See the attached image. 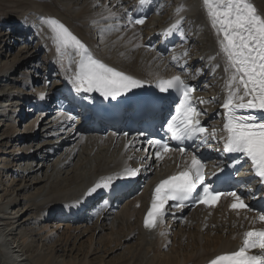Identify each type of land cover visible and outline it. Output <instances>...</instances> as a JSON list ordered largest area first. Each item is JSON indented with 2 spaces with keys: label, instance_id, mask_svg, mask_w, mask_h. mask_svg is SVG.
<instances>
[{
  "label": "snow or ice",
  "instance_id": "obj_1",
  "mask_svg": "<svg viewBox=\"0 0 264 264\" xmlns=\"http://www.w3.org/2000/svg\"><path fill=\"white\" fill-rule=\"evenodd\" d=\"M149 4L150 0H139L140 7ZM202 4L210 26L217 36L220 53L226 60L225 71L230 73L226 84L227 97L222 103L225 110L223 135L218 140V143L223 142V147L216 150L225 154H236L237 162L243 157V162H250L253 174L264 183V117L256 115L264 114V14L258 12L251 0H202ZM125 18L130 24L145 23V17L133 16L132 12L127 10ZM42 23L50 29L61 60L66 55L78 57V60L74 61L75 71L68 81L76 93L97 92L106 100H116L118 97L127 96L134 89L144 87L142 81L94 58L89 48L59 20L49 17ZM179 28V24H172L165 34H174ZM156 88L161 94L171 95L174 92L179 97L175 114L164 121L169 140L177 142L178 145L186 141H198V146L211 147L207 141L209 138L216 140L217 133L215 129L209 132V129L201 124L199 117L202 113L195 106L192 96L194 87L182 79L181 75H174L170 79L158 80ZM166 99V95L157 97L159 102ZM212 102L203 99L199 101ZM149 143L155 148L154 155L157 160L163 158L161 153L179 152L184 167L160 181L154 188L151 207L144 219L145 229L151 231L163 223L170 201L175 202L177 208H183L185 202L192 199L213 207L222 196L232 197L230 207L233 210L245 209L255 212L256 219L264 224V205L253 208L246 204L245 198L236 191H217L212 184L206 183V163L202 157L187 153L185 147H170L169 143L163 140H152ZM186 155L190 158L185 159ZM217 168L219 171L224 170L219 165ZM136 175L137 170L125 169L116 176L102 177L88 188L83 196L92 197L99 190L112 191L115 180ZM212 175H216V172ZM198 188L201 189L200 192H197ZM79 204L80 201L68 207L71 210ZM252 250L259 252L253 254ZM210 264H264V229L245 231L238 250L219 255L212 259Z\"/></svg>",
  "mask_w": 264,
  "mask_h": 264
},
{
  "label": "rangeland",
  "instance_id": "obj_2",
  "mask_svg": "<svg viewBox=\"0 0 264 264\" xmlns=\"http://www.w3.org/2000/svg\"><path fill=\"white\" fill-rule=\"evenodd\" d=\"M28 1L30 0H0V107H3L0 108V159H7V161L12 162V164L9 166L5 164V161L2 163L0 162V223H2V227L9 226L10 224L14 223V228L11 231L7 230V233H5L6 240H9V242L16 245L17 243L15 241L19 240L20 245H23V243H25L24 245H29L31 247V254L38 256L40 253H45L44 251L49 250L53 245L49 243L50 245L43 247V243L41 244V242H39L37 239L35 240L30 235H27L25 240H21L22 233L27 227H23L22 223L26 222V220L30 218V220L27 221V225L34 227L40 226V228H43L39 231L41 235L55 239L59 234L63 235L66 228L68 226H72L67 224L68 221L62 220L58 222L46 223L44 221L41 223V221H39L40 216H38V214L35 212L36 209L46 202L44 200L46 197H56L59 193H66L70 189H74L83 178L89 177L96 172L99 163H105L104 167L107 168L108 165L116 162L117 159L122 158L123 156L125 157V155L121 154L120 147L114 144L110 145L96 142L98 144L97 146H93V143H88L85 146L79 147L80 142L70 141L67 143L69 140H65L66 143L63 144L57 138L49 137L50 133H46L43 131V129L40 130L42 125L45 126L48 124L43 123L38 126V116L31 115L27 117L29 122L25 125L17 126L15 124L12 117V112L14 110L13 107L17 105L19 99L23 96L33 93L38 94L41 92V85H39L40 83H37L38 86H33L31 83L30 78L31 75H33L31 64L34 65L32 68H42V66L46 68L47 66L44 64V62L47 59H50L49 49L43 46V43L38 40L39 37L37 33L28 35V44L17 43L11 36L10 38L7 36V34L11 32V29L10 27L5 26L3 22L4 20L1 19L2 15L6 14L7 11H22V4ZM90 1L91 0H45L44 3L55 2V4L61 5V7L65 8L67 13L73 15V13L75 14V12H77L76 9H85V6H87ZM107 1L109 2L106 4V6H103V3L105 2L104 0H100V2L96 5L93 4V6L90 7L89 12L91 14H101L104 12L113 16L120 14L121 8L114 7L116 0ZM177 1L178 0H169L171 5L167 9L166 15H173L175 13L174 9ZM190 1L191 0H185L184 2L187 3ZM260 2L264 3V0H260ZM30 12L31 11L25 12L27 14L29 13V18L32 16ZM6 19H8L6 21H9L10 18ZM189 22L195 24L194 20ZM155 23L156 22H154V24ZM192 28H195V26L188 25V29L191 30ZM101 31L104 32V30L99 28L96 23L90 24V22H88L87 25L85 24L84 26V35L87 41H89L93 48L98 52L105 54V56L110 57L111 59L113 56L112 63H117L120 67L124 68L120 69L130 73L136 72L144 78H148L150 76V69L155 67L153 71H158L156 64L150 66L148 65V62H145L146 60L148 61V55L144 51L137 49L136 51L129 53V49H127L129 47L118 50V46L115 45L117 42V37L107 42H103L100 39ZM26 34L27 33H25V35ZM206 34V32L202 33V31L194 34V38L196 40L193 50L194 55L197 58L200 55H204L206 52ZM122 37H124L123 34ZM19 38H21V36ZM104 45L106 46L105 48H103ZM137 53L141 54L140 66H138L139 62L135 61V65L133 62V56L137 55ZM125 56L127 57L125 58ZM24 60H27V62L26 65L23 66L22 62ZM48 62H50V60ZM152 62L153 61L151 60V63ZM24 63L25 62H23V64ZM197 66H199L200 69H206V64L204 62ZM206 75L207 77L205 82L209 85V89L219 90V74L211 69ZM220 90L222 91L223 89L220 87ZM220 93L222 94V92ZM9 110L12 112H9ZM5 119H8V122H6ZM22 133L24 134L23 142H16L15 140L19 139L17 135ZM8 136L10 139H7ZM6 145L9 149L4 148ZM53 149L55 153L51 154L50 152ZM78 149V153L75 154V151ZM5 150L6 154H4ZM20 154L23 155L22 158L24 159L18 163L17 159L21 158ZM132 158L137 159L138 154L133 153ZM7 168L11 170L7 172H11L10 174H13V177L10 176L7 180L15 181V186H12L14 188H27L29 190L26 198L23 196L18 198L23 200L19 205H11L10 201L15 199L12 195L13 192H9L11 191V187L8 188L3 184V180H6V177H4V172ZM67 184L68 187L66 188ZM75 193L76 192H73L72 195ZM2 206H5V209H1ZM124 206L125 205L122 207ZM120 214L119 217H122ZM202 215H206V213ZM114 216H112V218H114ZM223 217L224 219L222 221H219V219L217 222L231 224V222H234L235 220L234 216L231 217V219L229 217ZM135 218L132 216L134 221ZM214 218H220V215ZM115 220L104 222L107 227L102 233H99L98 230L96 231L95 223L94 225L87 223V225H85L80 222H77L79 224L75 223L77 225L76 227L83 226V231H87L86 229L89 230L85 233V237L81 239L80 243L77 245L71 256H77L78 253V256H80L82 253L87 252V250L92 247V249H99L100 253H97V255H91L92 257L89 259L90 262L93 261L94 258L104 259L105 264H115V262L124 260L123 258L126 257L124 247L127 245H134L136 242H134L135 240L132 241L130 238H124L123 234L120 233L119 228H113L111 224ZM209 220L210 218L207 219V221ZM117 221L118 220H116V226H119L121 223L119 221L117 224ZM35 222H37L36 225H34ZM18 224L22 226L19 225L20 227H18ZM57 226H61L60 231L57 229ZM97 227L99 226L97 225ZM163 230L169 231V229L166 227H164ZM113 247L116 249L112 250ZM95 261L96 260H94L93 264H95Z\"/></svg>",
  "mask_w": 264,
  "mask_h": 264
},
{
  "label": "bare ground",
  "instance_id": "obj_3",
  "mask_svg": "<svg viewBox=\"0 0 264 264\" xmlns=\"http://www.w3.org/2000/svg\"><path fill=\"white\" fill-rule=\"evenodd\" d=\"M44 1L45 0H33V1L30 0L22 4L21 6L22 11L20 10L19 11H7L6 14L2 15L1 19L6 21L8 20L6 18L15 19V18L27 17L26 16L27 13L25 12H29V11H31L32 13V16L30 17V19H33V20L35 19L36 15H44L45 19L49 17L55 18L59 20L60 22H62L66 27H68L69 30L72 31L73 34L76 35L89 48L91 54L93 51L97 55L99 60L101 59L100 61H102L108 66H113V68L116 70H120V68H122L119 66V64L112 63L113 56L111 59L110 57L105 56V54L99 53L98 51H96L88 43L84 35V24H85L84 20L87 21V19L91 18L92 16L96 18L106 16V13L104 12L101 14H91L89 12L90 7H92L93 4L95 5L98 4L100 0H91L90 3L87 6H85L86 7L85 9L83 8H80L83 10L76 9L77 12H75V14L73 13V15L72 14L70 15V13H67L65 8L61 7V5L55 4V2L54 3L52 2L44 3ZM200 1L202 3V0H192L190 3L186 5V8L182 11L181 14L189 13V14H193L194 16H199V20L202 22L203 26L206 28L207 33H209L208 39H207L208 43L211 45V48L215 53L216 51H220V49L218 50L217 48V43H218L217 36L214 30L210 26L208 17L207 19H205L203 12L202 11L197 12L196 7L194 6L195 3L197 5ZM251 2L257 8L259 13L262 12L264 14V3L260 2V0L259 1L251 0ZM104 5L106 6V3H103V6ZM203 11L205 13L204 9ZM65 15L70 18H67ZM111 19H112L111 17H107L105 21L108 22V21H111ZM75 20L79 24H77ZM42 21H39L38 27H37V29L39 30V36L43 41V45L46 48L50 47L51 59L52 60L56 58L58 59L59 65L61 66L58 68V74H60L63 77H65L66 75H71L72 72L75 71V64L71 65V68H68V69H65L66 67L63 66V64L67 63L68 58L70 59L71 55H66L63 57V60H61V57L58 55L55 44L52 40V34L50 32V29L45 24H43ZM107 24L105 26H111L110 27L111 29L106 28L108 30L105 33L101 34V40L103 42L112 40L113 38H110V37L119 36V33L121 32V26H118V25L115 26L114 23H110V22ZM172 24L173 23L171 22H165L164 24L161 23L159 29L164 30L166 28L171 27ZM151 26L152 25H149L148 28H146V29H149L148 35H150L152 31H154L151 28ZM132 29L130 28L129 30L132 33L129 37H127L126 39H117V42L115 45L118 46L117 47L118 50L125 49V47L126 48L129 47L127 49L130 50L129 53H132L136 47H140L139 45L143 44V41L141 40V37L139 34V30L134 29V28ZM45 32H50V34L44 35ZM129 44H132V48L129 46ZM105 47L106 46L104 45L103 48ZM152 56L155 57L154 54ZM71 57H74V56H71ZM126 57L127 56H125V58ZM133 57H134L133 58L134 65L136 61V62H139L138 66H140L141 65L140 64L141 54L137 53V55ZM150 59L152 60V57L148 56V61L147 60L145 61V62H148V65L151 64ZM77 60H78V57H77ZM23 62H26V60ZM23 62H22V65L24 66L25 63L23 64ZM225 64H226V60L224 56L220 53L219 58H218V68H219L218 70L224 72V74L227 75V78H229V74L225 71V68H226L224 67ZM154 68L150 69L151 73L150 72L149 73L151 75L149 76V78H145L148 81H153L157 77H161L160 74L153 76L156 74V72L153 71ZM131 74L144 78L143 76H141L140 74L136 72H132ZM227 82H228V79H227ZM227 82L225 83L224 90L226 89ZM51 97L52 96L49 95V98ZM45 132L48 133V131H45ZM80 137H81L80 135L78 136V134H74L72 136V140L73 141L74 139L78 140ZM72 140L71 142H73ZM98 140L103 143L110 144V145L114 144V142L116 141L115 143L117 146L119 145L122 146V148H120V152L122 153V149L124 150V144L122 142V139H119V140L115 139V136L113 135H110V137H108L106 140H102L101 138L100 139L96 138L93 141V146L98 145L96 143L98 142ZM85 141L92 142L91 136L87 138L86 137L82 138V144H84ZM127 160L128 162L130 161L129 158L127 157H125L124 160L122 158L117 159V161L114 162V165L115 164L116 165L113 167V169H115L117 166H119V168L122 169L125 166V163L127 162ZM4 161L6 163L8 162L6 159L4 160L0 159L1 163ZM104 164L105 163L103 162L99 163V165L97 166L98 169L96 170V172L93 173L91 176L88 175L89 177L83 178L81 182L76 185L74 189H70L66 193H59L56 197L49 198L45 196L48 199L43 198L46 202L44 201L45 203L43 205H40L36 209L35 211L36 214H38V216H42L44 210L50 204H60L63 201H66L67 199L73 198L74 196H71L73 192H78L79 195H83L88 188L94 185V183H96L102 177L110 176L111 175L109 173L110 166L109 167L107 166L106 168L104 167ZM162 171L163 169H160V174L163 173ZM8 172L7 171L4 172V177H6V180H3V184L7 186L8 188L11 187V191L9 192H13L12 195L14 196L15 199L10 201L11 205L12 204L19 205L22 203L23 200H20L18 198H20V196H23L26 198L29 190L27 188H24V189L14 188L12 185L15 184V181L7 180L8 177L10 176L13 177V174H10L11 172L10 173ZM68 184L66 188L68 187ZM150 200H151V196H150L149 190H145L143 191L140 197L136 198L135 200H130L129 202H127V204L124 207H121L120 209L121 211H119V213H117L114 216L113 220L116 219L118 220L117 224L119 221L121 224L119 226H116V220H115L111 224L113 228L114 227L119 228L120 233L123 234L124 238L127 237V238L132 239V241L135 240L134 242H136L134 245H127L124 247L126 257L123 258L124 260L122 261L115 262V264H132V263L133 264H210V261L212 259L221 255L222 253L231 252L232 250H235L237 248V244L240 242V239H241V233L245 229V226H246L245 221L236 220V219L234 220V222L232 221L231 224H223L221 222L218 223L217 221L219 219H220L219 221H222L224 219L223 216L226 215V213L224 212V208H220L215 211H212L214 212L213 213L214 217L220 215V218H217V219L213 218L211 222H206V220L204 219L205 216L211 214L210 212H207L205 210H197L191 213V215L186 218L185 223H180L175 218L172 221H170L169 223V226L171 229L170 231L163 232L162 228H163L164 221L162 224H158L156 229L149 231L145 229L144 227V219H145V210L147 209L148 203L150 202ZM1 209H5V206H2ZM62 212L65 213L66 209L63 210ZM204 213H206V215H202ZM119 214L123 218L119 217ZM103 215H104V212L99 213L97 215V220L92 223L93 225L94 223L96 224V231L98 230L99 233H102L104 230H106V227H107L104 224V220L102 218ZM132 216H134V218L136 217L135 221L132 219ZM28 220H30V218L27 219L26 222L24 223L21 222L23 227L27 226L26 230H24L22 233L21 240H25L27 238V235H30L35 240L37 239L39 242H41V244L43 243V247L50 245L49 243H51L53 246H51L49 250L44 251L45 253H40V255L35 256L31 254V247L29 245H24L25 243H23V245H20L19 240L15 241L17 245L12 244L11 242H9V240H6L5 233H7V230L11 231L14 228L15 226L14 223L10 224L9 226H5V227H2V223H0V264H93L94 260H96L95 264H105L104 263L105 260L100 259V258H94L93 261L91 262L89 261V259L92 257L91 255H97V253H100V250L97 248L92 249V247H90L89 250H87V252L82 253L80 256H78L79 253L77 256H71L73 251L77 247V245L80 243L81 239L85 237L84 236L85 233L89 230V229H86L87 231H83L84 227L83 226L76 227L77 226L76 224H79L77 222H80V223L87 225L88 222L86 220L77 221L76 224L75 223L71 224L70 222H68L67 224H70L72 226H68L63 235L57 234L58 236L56 239L41 235L39 231L42 230L43 228H40V226L34 227V226L27 225ZM188 220H190L191 223H188L187 222ZM40 221L42 223L45 221V219L40 218ZM46 222L47 221H45V223ZM36 224L37 222H35L34 225ZM19 225L20 224H18V227L22 226V225L20 226ZM97 225L99 227H97ZM57 229H59L60 231L61 226H57ZM161 233H163V235H161ZM171 234L172 236H170ZM119 242H122V241H119ZM115 249L116 248L113 247L112 250H115Z\"/></svg>",
  "mask_w": 264,
  "mask_h": 264
}]
</instances>
